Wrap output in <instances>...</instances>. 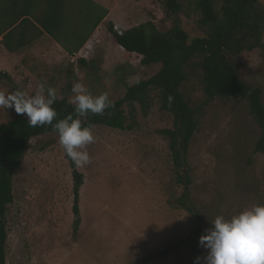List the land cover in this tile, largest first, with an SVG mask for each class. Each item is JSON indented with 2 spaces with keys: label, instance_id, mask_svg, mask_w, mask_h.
Segmentation results:
<instances>
[{
  "label": "rangeland",
  "instance_id": "rangeland-1",
  "mask_svg": "<svg viewBox=\"0 0 264 264\" xmlns=\"http://www.w3.org/2000/svg\"><path fill=\"white\" fill-rule=\"evenodd\" d=\"M108 13L71 62L47 35L14 53L0 44V91L33 95L39 83L56 90V98L72 99V86L81 82L92 95L107 92L110 100L154 74L158 64L141 65L139 56L119 48L107 30L116 31L151 21L159 31L176 21L189 38L204 36L195 0H179L176 14L161 0H93ZM220 0H215L216 7ZM264 7V0H259ZM237 71L263 90L264 55L243 51L233 58ZM92 66V68H91ZM199 72L188 74L181 91L196 112L197 127L185 155V166L174 165L169 139L159 131L173 127L171 114L160 111L155 92L150 106L138 103L127 115L124 130L106 125L91 127L95 142L86 150L89 164L78 167L80 224L72 234L73 179L54 132L30 140L12 176L13 200L7 205V264H193L206 250L198 240L217 215L229 217L252 204H264V154L253 152L259 126L246 102L205 101ZM264 102V100H263ZM14 108H0V124ZM26 116V115H25ZM201 216L199 220L177 202L185 189ZM198 228L197 247L192 245ZM167 253L159 255L160 251ZM151 256L152 258H147Z\"/></svg>",
  "mask_w": 264,
  "mask_h": 264
},
{
  "label": "trees",
  "instance_id": "trees-1",
  "mask_svg": "<svg viewBox=\"0 0 264 264\" xmlns=\"http://www.w3.org/2000/svg\"><path fill=\"white\" fill-rule=\"evenodd\" d=\"M161 1L170 14L181 10L179 0ZM195 8L200 14L199 23L207 28L204 36L189 38L177 21L164 31L146 21L121 32L107 22V30L118 46L140 55L141 65L158 64L160 67L151 76L128 85L123 97L112 100L114 106L106 109L103 115L90 113L83 118V123L90 127L106 125L124 130L128 128L124 105L128 107V113L135 103L144 111L150 106L151 93L155 92L159 110L173 117V127L159 132L169 139L174 165L183 167L189 142L197 127V111L190 108L181 88L188 74L198 71L206 102L213 99L246 102L249 116L261 131L253 152L264 154L263 90L240 77L233 59L243 51L258 50L264 55V7L259 0H220L218 7L215 0H195ZM107 13V8L93 0H0V43L7 52L14 53L45 34L70 55L82 48ZM78 63L87 65L83 59H78ZM0 79L10 81L9 75L3 71H0ZM169 94L174 98L171 105L167 100ZM70 101L67 96L56 98L52 107L57 117L53 123L74 114L75 106ZM27 120V116L14 110L11 118L0 124V264H7L4 218L7 205L13 200V173L20 166L33 137L50 132L58 137L52 125L34 128ZM62 150L72 170V234L75 236L80 224L78 189L82 175L76 171V165L66 156L63 147ZM177 176L185 185L177 202L201 220L188 198L186 185L189 180H182L178 171ZM198 231L197 228L192 242L196 247ZM166 253L163 250L159 255Z\"/></svg>",
  "mask_w": 264,
  "mask_h": 264
},
{
  "label": "clouds",
  "instance_id": "clouds-1",
  "mask_svg": "<svg viewBox=\"0 0 264 264\" xmlns=\"http://www.w3.org/2000/svg\"><path fill=\"white\" fill-rule=\"evenodd\" d=\"M71 92L74 114L55 123L57 112L52 105L56 101V90L46 88L43 83L38 84L33 95L19 90L0 91V108H14L17 114L26 115L29 126L34 128L52 125L66 156L76 166L83 167L91 161L86 148L95 142L92 129L85 126L83 118L90 113L103 115L114 102L107 92L92 95L81 82H76ZM173 99L169 94V105ZM210 224L198 240L206 255L196 257L193 264H264V204H252L229 217L217 215Z\"/></svg>",
  "mask_w": 264,
  "mask_h": 264
},
{
  "label": "built area",
  "instance_id": "built-area-1",
  "mask_svg": "<svg viewBox=\"0 0 264 264\" xmlns=\"http://www.w3.org/2000/svg\"><path fill=\"white\" fill-rule=\"evenodd\" d=\"M118 32H121V31H118ZM133 54H136V55H138L137 53H134V52H132ZM80 55V52L78 51V52H76V53H72V54H70V55H68V56H70V59H71V62H77V60H78V57L77 56H79ZM140 58H141V56L140 55H138ZM140 58H139V60H140Z\"/></svg>",
  "mask_w": 264,
  "mask_h": 264
},
{
  "label": "crops",
  "instance_id": "crops-1",
  "mask_svg": "<svg viewBox=\"0 0 264 264\" xmlns=\"http://www.w3.org/2000/svg\"><path fill=\"white\" fill-rule=\"evenodd\" d=\"M101 23V22H100ZM45 35V34H44ZM43 36V35H42ZM42 36H40L38 39H36L34 42H36V41H38ZM1 44V43H0ZM2 45V44H1ZM117 45V44H116ZM118 46V45H117ZM3 47V46H2ZM119 48H121L120 46H118ZM122 49V48H121ZM3 50H5V48L3 47ZM62 51H64L63 49H62ZM65 52V51H64ZM66 53V52H65Z\"/></svg>",
  "mask_w": 264,
  "mask_h": 264
}]
</instances>
